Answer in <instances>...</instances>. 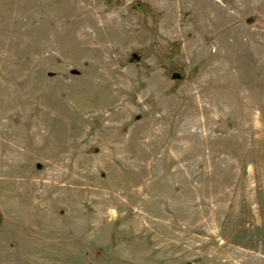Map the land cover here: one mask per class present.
Listing matches in <instances>:
<instances>
[{"label":"rangeland","instance_id":"obj_1","mask_svg":"<svg viewBox=\"0 0 264 264\" xmlns=\"http://www.w3.org/2000/svg\"><path fill=\"white\" fill-rule=\"evenodd\" d=\"M106 1L0 0L2 215L120 219L154 263L264 264V0ZM85 241L50 264L114 262Z\"/></svg>","mask_w":264,"mask_h":264},{"label":"crops","instance_id":"obj_2","mask_svg":"<svg viewBox=\"0 0 264 264\" xmlns=\"http://www.w3.org/2000/svg\"><path fill=\"white\" fill-rule=\"evenodd\" d=\"M30 204V209L35 207L36 195L31 200L30 196H22ZM31 200V201H30ZM28 208V209H29ZM0 224V264H44L57 262L55 258L65 253L62 241L66 243L67 251L83 240L89 243L88 252H81L83 257L93 255L112 256V264H165L154 263L148 256L144 243H140L135 230L120 223V219H99L93 224L87 219L66 218L59 223L58 218L50 221L44 232L43 218L40 219H6L2 215ZM113 221V222H111ZM94 225V226H91ZM105 225V226H104ZM68 226H71L70 229ZM104 226V227H103ZM97 231V229H100ZM98 232L99 234H95ZM85 241V242H86ZM71 243V244H70ZM60 248H62L60 250ZM101 252L107 253V255ZM74 256V252H72ZM117 256V258H115Z\"/></svg>","mask_w":264,"mask_h":264},{"label":"trees","instance_id":"obj_3","mask_svg":"<svg viewBox=\"0 0 264 264\" xmlns=\"http://www.w3.org/2000/svg\"><path fill=\"white\" fill-rule=\"evenodd\" d=\"M113 1H116L114 2L115 5L119 4L117 0H107L106 3L108 6H110L113 5ZM128 10L131 13L141 14L143 16L152 18L154 24L157 22L155 10L148 3L141 1H133L129 4ZM167 50L168 52H170V55L166 56L165 58L166 59L172 58L179 51L178 42L170 44ZM140 59H141V53L135 52L129 57L128 61L136 64L139 63ZM167 76L172 80L174 88H177L184 80V70L182 69V67H173L170 71H168ZM1 221H2V213L0 211V223Z\"/></svg>","mask_w":264,"mask_h":264}]
</instances>
